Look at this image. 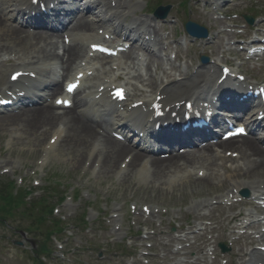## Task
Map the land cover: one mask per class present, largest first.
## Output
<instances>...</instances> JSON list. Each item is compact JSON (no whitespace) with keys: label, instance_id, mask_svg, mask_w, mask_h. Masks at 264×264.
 I'll list each match as a JSON object with an SVG mask.
<instances>
[{"label":"rangeland","instance_id":"1","mask_svg":"<svg viewBox=\"0 0 264 264\" xmlns=\"http://www.w3.org/2000/svg\"><path fill=\"white\" fill-rule=\"evenodd\" d=\"M143 0V4L145 5ZM156 1H161L165 3H172L175 6L173 10V15L170 19V23L166 25L169 26L167 32L174 31L177 32L178 43L175 44L173 41H170L173 49L176 50L179 48L181 55L184 57L186 52L185 47L182 45V38L184 39V24L188 20V16L186 12L181 11V8L178 7L181 0H151L152 8ZM212 1V0H211ZM223 2V0H221ZM229 4H225L222 6V11L227 10H236L240 8L241 10H247L250 13L255 14L256 16L264 17V0H239L241 3H237L238 0H232ZM132 5H139L140 3L137 0H132ZM198 4L194 2L190 3L191 10V20L206 27L211 31V34L215 37L217 34L226 31L223 26L226 20L216 21L218 16L215 13L211 12V9L207 10L203 7H199L198 11H196ZM249 6L247 9L246 7ZM216 16V17H213ZM135 18V21H147L148 26L152 23V25L158 30V37L167 39V36L170 32H166L162 30V26H165L163 23H154L150 21V18L146 13L142 10H138L135 14L132 15ZM91 17H87L89 19ZM178 18V19H177ZM174 22V26L170 25ZM228 33V31H226ZM182 35V36H181ZM229 38L234 40L235 33L230 32ZM225 42H228V39H224ZM214 43L212 40L211 43L201 45L203 49L200 53H195L194 51H190V55H193L197 60L201 55H207L211 58L212 62L215 63L220 60L221 63L225 62V58L222 59L223 55L221 51L218 49H212L211 45ZM221 47V45L219 44ZM218 48V47H217ZM236 52L237 46H235ZM229 49V48H228ZM215 51V52H214ZM215 53V55H213ZM216 56V57H215ZM198 57V58H197ZM199 62V61H198ZM264 63V62H263ZM183 66L185 68V62L177 63V66ZM144 67V66H143ZM163 69L166 73L171 74L172 66L163 65ZM249 69H252L250 67ZM8 71L2 69L0 66V89L4 87L7 82ZM177 71V68H175ZM179 71H183L178 70ZM145 80L147 81L149 77L147 76V68L144 67L143 72ZM140 72L137 73V76ZM175 72L172 74V78H174ZM154 75L157 76L158 79L162 80L159 82V86L165 85L170 80H173L168 74L167 76H163L161 71L156 73L154 71ZM254 77H257L264 80V66L262 68L256 67L253 72ZM143 83V82H142ZM147 85V83H143ZM150 90H148L149 92ZM9 131L5 134L0 135V174L5 169V167H11V174H1L3 177L9 178L10 180H16L20 183V179H25L27 185L34 186V175L38 170L40 165V160L43 158V148L46 143H37L33 137L31 139H26L19 132ZM47 137L45 138V142ZM72 152L69 151L68 143L65 142L61 147L55 150V153L51 155L48 165L41 170V173L38 174L37 178L40 180L42 177L47 176V181L52 182L53 186L60 192H67L68 196H72V189H78L80 192V198L78 200H74L73 202L65 203L60 209V216L67 217H77L85 212L88 204L97 202V208L95 211L90 210L89 219L91 221L90 228L95 229L94 235H87L85 233H81V231H77L75 233L74 238H72L67 243V248H76L78 252L75 256H70L69 259L71 263L68 264H145L140 260V256H138L137 249L142 252V249H146L148 245L147 242H144L143 238H138V244L133 246H126L128 237L126 233H128L129 228H131L132 232H137L139 230V226L144 227L145 219L135 218V221L138 222V225L133 227L134 221L130 220L128 217H133L141 211V206L149 205L154 206L156 208L165 209L168 211L169 215L164 218L165 227L161 229V232L169 233L171 231V227L173 224L171 222L173 219H179L178 222L181 221H200V217L209 216L214 209V206H210L209 208H205L207 205V200L210 199H219L220 196L226 193L227 189H222L223 183H228V179L221 178L217 179L215 174H217L221 169V163H228L230 161H222L216 159L217 157L212 158L206 153V157L204 160H200L197 162L194 168H198L203 166L204 168L208 167V164L211 162H215L214 169L211 170L212 181L211 186H204L196 183L194 179L185 178L183 176L184 170H173L170 173H166L164 178L157 177L156 180H151L150 182H141V175L127 176L126 178L119 179L116 175H108L107 172L98 174L94 173L91 169L83 170V168H78L71 164L73 160ZM205 153V150L202 152L196 153V156ZM221 158V157H220ZM209 159V161H208ZM121 161V160H120ZM221 162V163H219ZM227 166V165H226ZM224 165V167H226ZM174 175L175 178H171ZM235 174L229 173L228 176H234ZM183 178V180L181 179ZM169 180L175 182L176 185H172L169 187ZM43 187V184L42 186ZM214 201V200H213ZM201 203H204L201 208ZM134 204L137 206V209L133 213H129V205ZM126 205V206H125ZM125 207L124 213L121 216V219L125 217L124 223L119 219V224L122 225L123 230L115 231L114 228L116 226L115 223L112 222V218L115 216L114 214L117 211V208ZM154 209V208H153ZM223 212L219 210L216 211L217 221H223L227 226L229 224L228 221L225 220V214H228V209H223ZM103 214H109L108 222L103 223V219H99L98 217H103ZM157 216V214H155ZM159 219V218H158ZM156 219L155 221H157ZM130 220V221H129ZM209 223L208 221H205ZM112 223V224H110ZM159 224L154 225L153 228L157 229ZM179 227V224H178ZM211 227L210 229H212ZM230 228L225 230V240H227V236H229L232 232H228ZM142 231H145L142 229ZM218 235V234H217ZM217 235H215L217 237ZM150 237L153 244V249L159 253V257L161 258L166 255L167 264H195L193 260H190L192 256L195 254L194 248L186 249L181 255H175L176 249H174V244L176 242V237L174 235L161 237V235L157 234L154 236L152 232L150 233ZM124 238V239H123ZM211 236L206 237V240H209ZM15 242H23L24 247H16ZM194 241H189L188 245L193 244ZM106 246L109 248L108 251L101 252L98 250L99 247ZM122 246V247H120ZM141 247V248H139ZM169 247V249H168ZM168 249V251H165ZM240 248H237L234 253H239ZM31 251H32V241L30 237H22L13 234L11 231L0 227V264H33L31 261ZM103 254V258L100 259V254ZM190 254V256H185L184 254ZM138 256L135 261L128 259L131 255ZM61 253H56L52 264H59L60 261L57 259ZM78 255V256H77ZM187 263H181V262ZM135 262V263H134ZM67 264V263H64Z\"/></svg>","mask_w":264,"mask_h":264},{"label":"bare ground","instance_id":"2","mask_svg":"<svg viewBox=\"0 0 264 264\" xmlns=\"http://www.w3.org/2000/svg\"><path fill=\"white\" fill-rule=\"evenodd\" d=\"M8 1L12 4L11 7L15 9L11 13L12 17L20 16L22 17L23 21V17L29 16L26 11H28L30 8V0ZM115 1L117 3L116 7H113L111 3H109V0H97L95 4L91 2L89 5L81 7L87 10L90 9L91 12L94 10L95 7L96 10L101 11L100 14L102 15V17L96 15L95 20L93 22H85L83 20L75 26L74 31L77 34H74L73 38L75 41H83L84 44H82L83 46H74L73 42L72 47H64V56H68V60L73 61L75 63L82 56V53L84 52V47H87L85 44H88L90 46L101 38L99 36L84 35L78 32H84L86 30L90 32L93 30V27L96 24L106 25L111 21H114L115 23L120 22L121 24H123L127 21L128 16L134 10L129 4L131 3V1ZM5 11L6 10L0 6V44H3L2 50H12L15 52H17L18 50L25 51L27 50V48L30 47V42L32 40H37L39 43L46 42V39L42 36L27 35L24 37V35H21L20 32H18V29L16 28L7 29V27L5 26V22L1 18L4 15ZM7 18L9 17L6 15V20ZM143 28H145V24L143 25V23L138 24L132 22L130 26L131 30L136 29L138 32L141 31ZM112 30H115V28L113 27ZM109 33L110 32L108 31L107 34ZM139 44L140 42H136L135 45ZM141 47L144 48L145 51H149L148 45L146 44V40L141 45ZM42 53H46V51L42 49ZM123 56L127 59H131L133 57V55H130L128 53L123 54ZM57 58L59 59L60 56L57 55ZM155 58L156 56H153L152 60H155ZM35 65L36 64H34L32 67H34ZM71 68L72 65L69 67V69ZM205 69V67L200 68L196 75L190 80H184L182 82L171 81L170 84H168L167 86L160 87V89L157 90V93H159V96L164 97L163 104L170 105L176 108L178 107L177 105H182L184 101L186 102L185 99L194 100L198 97L199 93L203 92L200 90V86L204 84L206 86L208 94L212 93L213 96V91L209 93V90L214 88L209 89V87L218 83L217 80L221 76L222 69L220 71L215 70V74L217 73V75L214 76L219 77L217 80L214 77H211L210 74V72L214 68L210 66V72L205 71ZM69 75L70 70L68 73H66V75H64V78H68ZM188 76L189 75L184 74L185 79ZM113 81H116L115 85L119 84L120 82L119 79H113L108 75H105L104 79L101 80V84L99 82V86L105 87L106 85L111 84V82ZM150 84L153 86L157 85V82L155 81L154 77H151ZM61 90L62 88L60 86H57L53 94H58ZM100 93L101 92L93 93L92 97L94 98V102H88L86 105V109L82 111L80 110L79 115L76 111L75 113H67L66 116H58L53 110L54 107L50 106L49 104H45L42 108L26 110L21 114H5L0 117V135H2L8 128L17 127V129H20L25 135L35 137L34 139L36 141L40 137H43V135H48L46 132L44 133V131L48 127H52L53 124H57L55 129L58 131L61 138L64 137V139H66L65 142H68L69 151L72 152L71 154L73 156V160L71 161V164L74 166V168L76 166L78 168L84 166L87 161L91 160L94 157L92 151L97 150V154L94 160L100 163L101 172L106 171L111 174H115L118 169L120 170V160L124 159L125 157L132 156V161L129 164L127 170L125 172H122L120 170L119 175L127 174L131 171L136 173H142L144 171V167H148V165L145 164V160H150V157L147 152L146 154H143L140 151H136L134 147L127 146L126 144L112 139L108 134L102 136V134L100 133V130L111 131L115 127L114 117L116 115L112 106L107 103L105 93L101 95L100 99L96 98V96L99 98ZM218 94L214 95L217 96ZM138 102H142V100L140 99ZM221 104L225 105L226 103L225 101H222ZM143 107H145V104ZM147 107L149 108V106ZM74 109L78 110L77 107H75ZM91 114H95V116L91 117ZM130 114L134 116L136 124L138 128L141 129V131H151L149 129L150 125L148 123L150 117H152V114L150 112H145L143 110L137 109L130 112ZM99 118H107L108 120L100 122L98 120ZM59 126H64L65 131L63 133L60 131ZM65 132L66 135L64 136L63 134ZM53 135L51 137H53ZM161 135L163 136L160 138V140L166 142L167 146H170L169 143L171 144V142H176L175 144H177L178 142L185 143L186 141H192V135L190 137V135L188 134L180 136L179 133H163ZM178 136L181 138L180 140H178ZM98 141L102 143V150L97 149V146L99 147V145H97ZM220 145L225 148H236V146H238L237 148H239L240 153L242 154L241 159H245L247 161L248 168L245 171H240V176L243 177L244 180H239V182L235 180L236 177H234L231 178V181L238 185V190L242 187L251 188L253 190L254 185H258V182L255 183L254 181L264 179V149L261 148L260 144H257L252 139H244L239 142L230 141L228 143H221ZM177 148L181 147L177 145ZM186 165L192 166L194 165V162L190 161L188 159V156L185 154L171 155L170 157H168V159L155 158L151 160L150 163V169L152 173L151 178H164L166 173H170L172 170L178 169ZM199 173L200 172L198 171L197 174L199 175ZM197 183L200 185L208 186L209 181H197ZM262 184L264 183L262 182L260 185ZM231 192H233V190ZM259 257L260 254L257 251H252L250 255L247 256L249 262H247L246 264H254V261L258 260ZM261 262L262 261H259L258 264H260Z\"/></svg>","mask_w":264,"mask_h":264},{"label":"water","instance_id":"3","mask_svg":"<svg viewBox=\"0 0 264 264\" xmlns=\"http://www.w3.org/2000/svg\"><path fill=\"white\" fill-rule=\"evenodd\" d=\"M188 28L193 35H196L200 38H205L208 34L207 30H204L197 25H189Z\"/></svg>","mask_w":264,"mask_h":264},{"label":"trees","instance_id":"4","mask_svg":"<svg viewBox=\"0 0 264 264\" xmlns=\"http://www.w3.org/2000/svg\"><path fill=\"white\" fill-rule=\"evenodd\" d=\"M5 192H7V191H5ZM9 195H6V196H3L2 198H1V200L5 203V207H4V210L5 211H7V210H9L10 209V211H9V214L8 215H11V212H12V210H13V203L9 200ZM12 207V208H11Z\"/></svg>","mask_w":264,"mask_h":264},{"label":"snow or ice","instance_id":"5","mask_svg":"<svg viewBox=\"0 0 264 264\" xmlns=\"http://www.w3.org/2000/svg\"><path fill=\"white\" fill-rule=\"evenodd\" d=\"M13 79H15V77H13ZM74 87H75V85H69L68 90H69V91H72ZM117 95H120V93H117ZM62 102H63V101H58V103H62ZM241 131H242V130H241Z\"/></svg>","mask_w":264,"mask_h":264}]
</instances>
